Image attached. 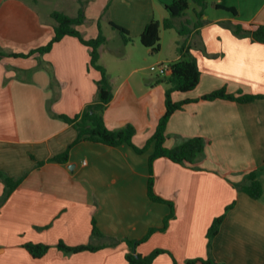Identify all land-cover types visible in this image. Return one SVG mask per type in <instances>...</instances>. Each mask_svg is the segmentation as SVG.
Here are the masks:
<instances>
[{
    "label": "crops",
    "instance_id": "1",
    "mask_svg": "<svg viewBox=\"0 0 264 264\" xmlns=\"http://www.w3.org/2000/svg\"><path fill=\"white\" fill-rule=\"evenodd\" d=\"M52 1L0 0V51L27 53L46 44L54 34V11L78 15V0H56L55 9H49ZM82 1L85 23L79 30L85 39L98 35L99 20H106L109 27L110 22L124 27L140 39L152 20L169 17L166 5L171 4L159 2L163 14L158 19L160 6L154 0L126 1L124 12L118 0L110 3L107 12L110 0ZM217 5L234 8L237 15ZM197 9L191 2L192 16L188 11L174 24L180 26L183 19L195 22ZM204 20L199 31L176 39L174 55L160 64L179 60V43L187 41L191 46L201 79L194 90L172 94L175 102L193 101L170 118L166 147L202 137L205 155L193 167L166 158L154 162L155 191L174 203L176 215L165 232H155L136 251L142 255L155 249L173 251L178 264L208 258L207 231L236 202L213 241L212 256L218 264H264V99L251 103L201 99L223 88L234 95L264 96V43L237 36L225 25L241 24L245 29L264 25V0H209ZM106 38L99 64L109 75L113 99L104 113L105 122L112 130L133 125L134 145L143 147L165 113L168 86L132 82L142 70L137 65L128 74L114 76L103 61L110 42ZM123 44L127 49L128 44ZM140 45L146 49L141 51L152 53ZM90 52L78 38L67 36L40 57L0 60V173L23 179L5 198L0 177V264H113L117 252L128 253L126 240H139L151 228H161L170 213L167 204L153 202L148 195L151 150L139 155L129 146L83 141L71 149L67 163L37 167L38 162L63 153L77 138L74 127L60 115L74 117L97 98L101 73L91 66ZM127 55L132 57L131 52ZM251 172L263 186L258 200L234 186ZM93 221L100 236L92 234ZM61 241L101 249L66 253L57 248ZM30 242L49 245L50 250L35 258L24 247ZM166 255L153 264H169L161 259Z\"/></svg>",
    "mask_w": 264,
    "mask_h": 264
},
{
    "label": "trees",
    "instance_id": "2",
    "mask_svg": "<svg viewBox=\"0 0 264 264\" xmlns=\"http://www.w3.org/2000/svg\"><path fill=\"white\" fill-rule=\"evenodd\" d=\"M110 0L106 6L105 12L108 11ZM80 8L76 17H71L64 12L54 11L51 18L55 21L54 34L52 38L44 45L37 47L27 53H7L0 51V60L6 57L29 58L32 56L45 55L53 49L56 43L62 41L65 37H76L80 42L91 49V66L101 73V79L96 83L98 88L97 98L94 102L88 104L85 109L75 115L69 117L60 115V118L67 124L72 125L77 132L76 140L61 154L49 159L48 161H40L37 167L40 168L48 162H58L65 164L69 161V154L71 149L80 142L101 143L109 147L117 148L121 146L131 147L135 153L139 155L147 154L152 151L149 156V180H148V195L153 202L167 204L170 208V213L164 219L161 228H151L148 233L139 240H126L125 243L130 249L126 254L127 264H153V262L163 254H169L173 258V264H177L172 253L164 249H155L148 255L137 253L136 249L139 245L145 243L155 232H165L170 224V221L175 218V205L171 201H167L160 197L155 191V172L154 162L158 159L166 158L175 164L182 166H195L205 155L206 141L202 137H193L182 141L179 145L172 148L166 147L167 141V126L172 115L183 110L185 105L193 100H183L175 102L172 98L174 92H189L194 90L200 83L201 71L196 58L191 54V46L187 41L179 43L177 53L180 56L179 60L170 64L169 73L165 76L159 77L156 82L163 83L168 86L165 100V113L159 119L153 136L146 142L143 147L134 145V138L136 136V129L133 125L128 124L122 129H110L104 119V113L113 99V87L107 74L105 67L99 64L100 48L107 42L106 36L103 34L101 25L99 23V33L95 38L85 39L79 30V27L85 23V2L78 0ZM194 3L198 9L194 10L195 22L185 19L180 26L174 24V20L183 18L190 10V4ZM209 5V0H174L171 4L166 5V10L169 17L160 20H152L144 29L140 36V42L145 47L151 50L152 53H159L161 51V29L166 30L175 29L180 36H188L194 31H199L205 25V11ZM219 9H224L233 15H237L234 8L217 5ZM111 27L118 31L123 42L129 44L133 42V37L130 32L113 22H110ZM234 34L240 37H251L257 42L264 43V25H258L251 29H245L241 24L225 23ZM202 100H228L239 103H251L255 100L264 99L262 95H234L227 92L225 88L214 91L210 94L204 95ZM1 179L5 183L4 197H8L22 182L23 179H15L7 176L5 173H0ZM239 192L247 194L254 200H258L263 195V186L257 179L256 172H251L245 177L241 183L234 184ZM236 205L233 202L229 205L223 214L216 217L207 231L208 240V258H195L186 261V264H218L216 259L212 256L213 241L219 235L221 228L227 218L229 211ZM94 236H100L101 232L98 229L96 222L93 221ZM27 251L35 258L45 256L50 246L42 243H26L24 246ZM57 248L66 253H80L84 251L95 252L101 249L100 247L92 245L69 246L64 242H59Z\"/></svg>",
    "mask_w": 264,
    "mask_h": 264
},
{
    "label": "rangeland",
    "instance_id": "3",
    "mask_svg": "<svg viewBox=\"0 0 264 264\" xmlns=\"http://www.w3.org/2000/svg\"><path fill=\"white\" fill-rule=\"evenodd\" d=\"M126 1H129V0H118L117 1L118 2L117 4H119V6H120L119 7L120 12H122V11L124 12V7H122V6L125 5ZM154 1L156 4H159V6H160V9L156 13V17L159 19V18H161V14H163V8L161 7L159 2H162L163 0H154ZM168 1H171V3H172L173 0H168ZM37 6L40 7L39 5H37ZM55 7H56V0H53L48 8L49 9H51V8L55 9ZM109 12L111 14V11H109ZM109 12L107 13V16H108ZM189 15L192 16V13L190 11H189ZM183 21H185V19H183ZM124 22L128 23V17L124 20ZM99 23L101 25L102 20H99ZM102 25L104 27V31H103L104 33L103 34H106L107 37L110 38V42L107 45V47L103 53V61H106V63H108V65L110 66L111 73H113L114 76L115 75L121 76L124 74H128L130 72L132 66L137 65V66L141 67L142 70L139 73V75H134L131 78L132 82L136 81V80H139V81L148 80L149 82H154L159 77H162V76H160L158 71H151V67L159 66L161 59H167L169 57H172V55H174V41L176 39L178 41L183 39L178 34V32H176L175 30H171V29L166 30V29L162 28L161 29V42H160L161 47H162L161 51L159 53H149L147 55L146 53H144L145 51H141V50H146V49H143L141 47V45H140L141 42H140L139 38H137V37L133 38V42L129 43L128 47L126 49L125 45L122 42L123 39L121 40L122 37L119 34V32L114 30L111 27V25H110V27L107 26L106 20H104V23H102ZM135 41L137 42L136 47H133ZM130 52L132 53L131 58L127 55ZM121 69H123V71H121ZM127 249H128V252H130L129 247ZM170 253H172V255H173V251ZM174 255H175V253H174ZM174 255H173V257H174ZM169 256H167V255L162 256L161 259L168 261L169 264H173L172 263L173 258L171 256L170 257ZM174 259L176 260V263L178 264V260H177L176 256L174 257ZM113 264H127L126 254H123L122 251L117 252L115 262ZM157 264H165V263H161V262L158 263L157 262Z\"/></svg>",
    "mask_w": 264,
    "mask_h": 264
},
{
    "label": "built area",
    "instance_id": "4",
    "mask_svg": "<svg viewBox=\"0 0 264 264\" xmlns=\"http://www.w3.org/2000/svg\"><path fill=\"white\" fill-rule=\"evenodd\" d=\"M170 70V65L169 64H160L159 66L155 67H151V71H158V73L160 74V76H165L166 74L169 73Z\"/></svg>",
    "mask_w": 264,
    "mask_h": 264
}]
</instances>
